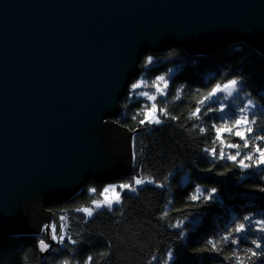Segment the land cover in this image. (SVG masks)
<instances>
[{"label":"water","instance_id":"water-1","mask_svg":"<svg viewBox=\"0 0 264 264\" xmlns=\"http://www.w3.org/2000/svg\"><path fill=\"white\" fill-rule=\"evenodd\" d=\"M242 43L264 55V0H0V238L129 178L135 132L115 119L142 49Z\"/></svg>","mask_w":264,"mask_h":264},{"label":"snow or ice","instance_id":"snow-or-ice-1","mask_svg":"<svg viewBox=\"0 0 264 264\" xmlns=\"http://www.w3.org/2000/svg\"><path fill=\"white\" fill-rule=\"evenodd\" d=\"M181 55L180 51L170 49L163 59L174 62ZM160 59L161 57L151 49H142L125 74V95L121 107L126 114L131 104L141 105L133 113L131 120L149 130H153L154 126L163 125L166 121L181 122V118L173 115L167 106V97L175 84L170 75L173 69L169 68L166 72L154 75L150 81L146 79L148 71ZM250 79L244 71L237 70L223 80H216L200 95L188 113L187 119L196 122L190 125L191 128L200 133L205 143L210 140L212 144V147L202 148L196 158L189 162V167L193 172L206 173L207 175L198 176L197 180L210 181L212 186L193 182L192 190H185L187 207L203 211L213 208L218 202V197L223 195L222 186L225 180L233 178L242 185L255 178L256 182L251 185L250 194L254 199L264 202V82L250 91ZM188 87L187 83L176 86L173 100L182 101L183 93ZM194 91L201 93L199 87ZM141 101L144 103L141 104ZM161 103L164 104L163 107L160 106ZM205 118L211 121L210 125H206ZM129 130L138 132L136 127ZM145 152L146 146H142L140 156H144ZM137 160V152L134 150L131 155L132 172L127 182H110L100 189L95 186H87L84 189L95 198L91 199V206L76 207L73 211L82 214L81 219L85 225L104 211L114 212L116 205H122V197L127 193L135 194L138 198L139 193L148 185L154 189L170 190L166 188V183H170L174 177L173 172L167 173L164 182H157L154 177L144 176V161H140V167L137 168ZM202 163L209 166L201 167ZM217 177L224 179H216ZM169 205H173L171 211H186L185 208H175L173 200L168 199L163 206L165 210L157 217L158 220L169 218ZM61 211L63 214L58 217L59 224L53 220L40 227L39 232L43 235L38 238L36 248L40 253H67L68 255L59 259L57 264H73L79 246L85 245L87 241L83 239L82 233L71 234V217L68 210ZM203 211H196L195 215L202 216ZM186 221H189L188 215L177 219L175 223H167V228L176 230L173 235L177 247H169L162 258L153 254L147 264H180L183 242L189 235ZM107 246L111 247L110 242ZM192 252L196 257L205 260H219L220 264H264V211L252 210L242 216L233 215L230 222L223 226L222 232L214 231L203 240L201 246L194 247ZM206 253L208 255L205 256ZM99 255L111 257L112 253L109 251ZM94 261L95 257L88 254L83 264H94ZM76 264L80 262L76 261Z\"/></svg>","mask_w":264,"mask_h":264},{"label":"trees","instance_id":"trees-1","mask_svg":"<svg viewBox=\"0 0 264 264\" xmlns=\"http://www.w3.org/2000/svg\"><path fill=\"white\" fill-rule=\"evenodd\" d=\"M182 53L181 57L174 62L164 60L163 54H156L161 57L154 64L147 75L149 81L154 75L166 72L169 68L173 71L170 74L175 84L170 89L167 97L168 110L181 118V122L166 121L159 127L149 130L140 127L131 120L133 113L141 106L131 104L125 114L122 108L120 116L115 121L130 129L136 127L135 150L137 152V168L140 161H144V176L154 177L157 182H164V177L168 172H173L174 177L170 183H166L168 191L154 189L148 185L139 193H127L123 195L122 205H116L114 212L104 211L95 220L85 225L81 219L82 214L75 213L76 207L91 206V199L95 198L85 190L71 200L59 204H51L47 207L52 213V221L59 224L58 217L63 214L61 210H68L71 217V234L77 232L83 234V239L87 241L85 245L79 246V251L74 257L73 264L79 261L83 264L88 254L95 257L94 264H147L153 254L163 257L169 247L176 248L177 241L173 235L175 229L167 228V223H175L177 219H182L184 215L189 216L188 239L183 242V249L180 254V264H220L219 260H205L196 257L192 249L201 246L203 240L214 231L223 230V226L229 223L233 215H244L247 211H264V202L254 199L250 194V188L255 183V178L247 181L243 185L234 178L225 180L223 184V195L218 197L217 204L203 211L195 207H187L185 203V190L191 191L193 182L204 183L212 186L210 181L197 180L198 176L206 173L193 172L189 167V162L196 158L204 147H212L211 141L204 142L198 131L191 128L192 123L187 119L189 111L195 106V101L200 95L210 87L216 80H223L230 73L237 70L244 71L251 79L252 88H258L264 82V55L247 44H238L225 51L213 53L207 56H190L179 47H174ZM187 83L188 89L183 93L182 101H174L176 86ZM201 89V93H195L196 88ZM124 99L121 102V106ZM144 101H141L143 104ZM164 106L163 103L160 104ZM206 120V125L211 121ZM209 134H211L209 130ZM146 146L144 156H140V149ZM146 156V159H145ZM223 163V162H222ZM201 167L209 166L202 163ZM216 179H224L217 177ZM128 178L121 182H127ZM87 186H97L93 182ZM86 186V187H87ZM85 187V189H86ZM163 193V194H162ZM168 199H172L175 208H185L184 213L171 211L173 205L168 206L170 216L166 220H158L164 211V204ZM253 204L255 207L253 208ZM196 211H203L202 216H196ZM122 213V214H121ZM43 234L34 236L18 237L6 236L0 238V264H57L59 259L64 258L67 253L42 255L36 248V242ZM110 242L111 247L107 245ZM244 246V245H242ZM111 252V257L101 256L100 253ZM208 255L207 253L204 254ZM243 258V254H241Z\"/></svg>","mask_w":264,"mask_h":264},{"label":"rangeland","instance_id":"rangeland-1","mask_svg":"<svg viewBox=\"0 0 264 264\" xmlns=\"http://www.w3.org/2000/svg\"><path fill=\"white\" fill-rule=\"evenodd\" d=\"M121 182V181H120ZM120 182H117V183H120ZM46 222H44V224H45Z\"/></svg>","mask_w":264,"mask_h":264},{"label":"bare ground","instance_id":"bare-ground-1","mask_svg":"<svg viewBox=\"0 0 264 264\" xmlns=\"http://www.w3.org/2000/svg\"><path fill=\"white\" fill-rule=\"evenodd\" d=\"M28 237V236H27Z\"/></svg>","mask_w":264,"mask_h":264}]
</instances>
